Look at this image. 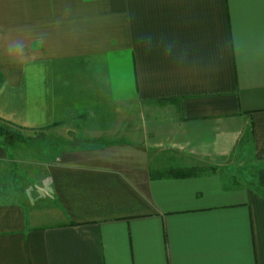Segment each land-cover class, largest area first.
<instances>
[{"label": "crops", "instance_id": "obj_1", "mask_svg": "<svg viewBox=\"0 0 264 264\" xmlns=\"http://www.w3.org/2000/svg\"><path fill=\"white\" fill-rule=\"evenodd\" d=\"M0 27L30 53L0 119L100 137L40 175L0 137V264H264V0H0Z\"/></svg>", "mask_w": 264, "mask_h": 264}, {"label": "rangeland", "instance_id": "obj_2", "mask_svg": "<svg viewBox=\"0 0 264 264\" xmlns=\"http://www.w3.org/2000/svg\"><path fill=\"white\" fill-rule=\"evenodd\" d=\"M10 122V121H9ZM12 123V122H11ZM13 124V123H12ZM70 125V122L62 121L60 122V126L56 129H48L44 130L45 132L39 131L37 129H31V128H23L20 126H17L13 124L14 126L21 129V132L24 134V136L29 137L28 141L26 143L20 144L17 149L15 150V155H18L19 158L22 160V163L20 164L21 167L24 168V170H27V173L31 175H40L41 171V165L43 163H48L54 160L55 157L59 155L64 150H67L70 146H78L80 144H73L74 141H72L73 137L79 139L83 142L84 140H98L97 136H92L89 133L95 132L94 129L91 131H76V134H79L81 132V135L72 136L71 133H67L64 129L67 125ZM83 125L87 124L80 123ZM130 132V131H128ZM120 136V135H119ZM133 137V136H132ZM130 134L124 135V137H120V139H123L128 141L133 139ZM117 136H109L108 138L105 137V139H118ZM136 139V137H135ZM60 150V151H59Z\"/></svg>", "mask_w": 264, "mask_h": 264}, {"label": "clouds", "instance_id": "obj_3", "mask_svg": "<svg viewBox=\"0 0 264 264\" xmlns=\"http://www.w3.org/2000/svg\"><path fill=\"white\" fill-rule=\"evenodd\" d=\"M29 54L28 42L23 32L0 27V55L11 61H20Z\"/></svg>", "mask_w": 264, "mask_h": 264}, {"label": "trees", "instance_id": "obj_4", "mask_svg": "<svg viewBox=\"0 0 264 264\" xmlns=\"http://www.w3.org/2000/svg\"><path fill=\"white\" fill-rule=\"evenodd\" d=\"M0 137L2 138L3 142L11 145L16 146L19 144H24L28 141L27 136H24V134L21 132V129L14 126L11 122L7 120L0 119ZM175 172H172L175 174V176H190L195 174L193 169L188 170H174ZM193 172V173H191Z\"/></svg>", "mask_w": 264, "mask_h": 264}]
</instances>
